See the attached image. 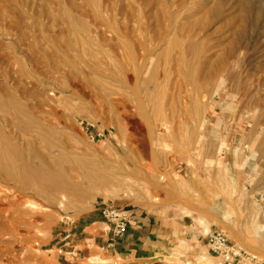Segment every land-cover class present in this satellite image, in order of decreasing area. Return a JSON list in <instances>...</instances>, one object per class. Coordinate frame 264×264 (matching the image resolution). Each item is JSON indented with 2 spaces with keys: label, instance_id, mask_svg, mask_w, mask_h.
<instances>
[{
  "label": "rangeland",
  "instance_id": "rangeland-1",
  "mask_svg": "<svg viewBox=\"0 0 264 264\" xmlns=\"http://www.w3.org/2000/svg\"><path fill=\"white\" fill-rule=\"evenodd\" d=\"M202 1L193 4L190 11L200 4V8L206 9L208 2ZM64 4L72 8L76 17L82 18L85 8L80 0H0V99L20 102L36 120L50 127L56 141L49 144L44 137L37 136V149L50 158L61 157L71 176L79 180L77 175L84 170L105 173L123 186L145 188L150 199L147 205H140L117 199L112 193L99 192L86 203L79 202L78 197L73 208L64 211L29 195L27 198L40 208L33 209V213L16 212L0 218V264L109 263L92 252L100 248L96 243L101 238L98 235L107 231L106 219L101 214L103 208L124 211L137 208L149 214L159 213L162 218H174L177 233L169 243L163 264H216L205 244L206 235L216 229L223 230L235 244L236 238L239 239V245L258 251L264 258V155L261 151L264 148V85L258 83L255 88L251 87L249 95L237 105L229 98V94L235 93L230 87H223L224 96L219 102H211L205 123H218V126L205 139L213 144L209 152L213 156L219 141L227 148L221 152L219 164H202L200 157L204 153L179 145L176 134L171 136L163 128L161 116L149 104L146 108L151 115L146 117L138 115L131 102L125 104L128 114L116 107L110 92L113 41L107 31L108 24L88 14L92 33L87 39L77 37L63 19ZM234 13L227 9L217 24H221L224 32L237 23V12ZM211 25V20H207L204 31L211 34ZM234 29L235 26L231 27L229 32ZM80 37L82 43L76 39ZM251 58L254 60L247 70L252 76H259L264 84V47ZM258 63L262 64L261 71L256 68ZM2 121L0 111L1 127L10 138L14 137L15 129L13 132ZM142 121L150 123L149 126L142 125ZM151 126H155L156 135ZM155 136L157 143H153ZM85 183L90 184L88 180ZM179 192L182 204L171 203V197L175 198ZM195 206L204 207L207 213L195 211ZM213 217L218 221H211ZM86 226L89 227L85 229ZM82 229L86 231L84 241L79 240ZM64 248L74 251L72 261H64L57 252ZM86 249L92 251L86 253Z\"/></svg>",
  "mask_w": 264,
  "mask_h": 264
},
{
  "label": "bare ground",
  "instance_id": "bare-ground-1",
  "mask_svg": "<svg viewBox=\"0 0 264 264\" xmlns=\"http://www.w3.org/2000/svg\"><path fill=\"white\" fill-rule=\"evenodd\" d=\"M197 1L203 2L202 0H80L85 8L82 18L76 17L68 4H64L62 15L68 27H71L70 32L85 39L92 33V25L87 21L88 14L92 16L91 18L108 24L107 31L113 41L111 47L113 79L110 92L116 107L119 106L125 114L128 110L125 104L131 102L136 113L145 116L149 113L146 108L149 104L151 109L152 107L156 109L161 116L162 122H159L163 128L170 135L176 134L179 145L185 146V149L190 151L203 152L200 161L202 164L211 165V163H220V154L226 152L225 148H227L219 141L214 147L213 156L209 152L213 144L205 139H208L218 126V123L216 125L205 123L211 102H219L224 96L223 87H230L235 93L229 94V98L237 105L241 102V98L249 95L251 87L258 83L264 85L259 76L255 75L256 79L247 70L248 64L253 59L251 57L261 52L264 47V0H206L207 8H200V4L193 14L194 11L190 10ZM227 9H230V12H237L238 21L224 32L221 24H217ZM207 20H211L212 23L211 34L204 31ZM233 26L235 29L229 32ZM82 37L76 39L81 40L82 43ZM261 66L262 64L258 63L257 70H260ZM157 101L159 103L156 105ZM262 110L264 112V109ZM0 111L4 119L2 122H6L7 126L10 125L12 131L15 129L14 137L10 138L5 133L4 127L0 125L2 178L0 179V218L4 219L7 215L16 212L22 215L36 211L37 204L27 198L29 195L38 196L48 206H56L64 211L73 208L72 205H75L78 197L79 202L86 203L99 192L112 193L117 199L127 202L148 204L150 196L141 186H123L119 181L114 182L116 178L112 180V176L108 174L99 172L93 174L84 169L81 175H77L78 180L67 173L61 157L55 159L41 153L36 146L37 136L44 137L49 144H54L56 140L49 131L50 127L36 120L20 102L0 99ZM221 117H224V114ZM142 122V125L146 124L145 121ZM148 124L150 123L147 122L146 127ZM149 128L155 134V126ZM62 129L65 130V127L63 126ZM153 143H157L156 136ZM261 151L264 155V148ZM86 180L90 183L88 186ZM180 193L175 198L171 197L170 202L182 204ZM194 210L207 213V209L201 206H195ZM210 220L215 222L218 218L213 217ZM238 240L236 238L238 246L262 256L246 245H239Z\"/></svg>",
  "mask_w": 264,
  "mask_h": 264
},
{
  "label": "crops",
  "instance_id": "crops-1",
  "mask_svg": "<svg viewBox=\"0 0 264 264\" xmlns=\"http://www.w3.org/2000/svg\"><path fill=\"white\" fill-rule=\"evenodd\" d=\"M125 212L128 216L125 232L122 235H115L112 226L106 221V233L98 235L101 238L96 239L100 248L94 251L86 249V253L92 251L99 258H105L114 264H163L169 243L177 233L174 230V218H162L159 213L149 214L137 208ZM83 229L79 230L80 241L86 232ZM62 252L64 253H61V257L64 261H72L74 251L71 248H64Z\"/></svg>",
  "mask_w": 264,
  "mask_h": 264
},
{
  "label": "built area",
  "instance_id": "built-area-1",
  "mask_svg": "<svg viewBox=\"0 0 264 264\" xmlns=\"http://www.w3.org/2000/svg\"><path fill=\"white\" fill-rule=\"evenodd\" d=\"M101 214L110 223L115 235H122L125 232L128 216L124 210L103 208ZM206 247L216 259V264H264V258L236 245L220 229L212 230L206 235ZM57 252L64 253L61 249Z\"/></svg>",
  "mask_w": 264,
  "mask_h": 264
}]
</instances>
